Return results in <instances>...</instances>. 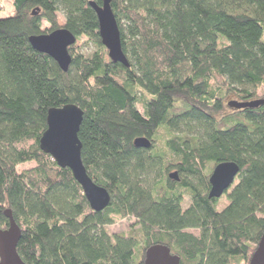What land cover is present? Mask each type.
<instances>
[{"label": "trees", "instance_id": "obj_1", "mask_svg": "<svg viewBox=\"0 0 264 264\" xmlns=\"http://www.w3.org/2000/svg\"><path fill=\"white\" fill-rule=\"evenodd\" d=\"M89 2L14 0L0 17V227L11 208L27 264H144L157 243L182 264L249 262L264 232V103L228 101L264 98V0H111L129 66L109 57ZM61 26L97 45L90 55L71 45L67 71L29 40ZM66 103L84 110L82 158L111 194L102 210L40 147L48 110ZM221 161L240 171L210 197ZM116 215L138 228L110 233Z\"/></svg>", "mask_w": 264, "mask_h": 264}, {"label": "water", "instance_id": "obj_2", "mask_svg": "<svg viewBox=\"0 0 264 264\" xmlns=\"http://www.w3.org/2000/svg\"><path fill=\"white\" fill-rule=\"evenodd\" d=\"M98 22L99 35L108 55L115 62L129 66V59L123 50L121 31L118 20L111 6V0L98 4L90 0ZM32 46L53 57L60 67L67 71L72 62L69 47L76 43V35L67 27L61 26L48 32L32 34L29 37ZM264 103V98L242 101L231 99L228 104L237 108L257 106ZM84 118V110L76 103H66L51 107L47 114V128L40 138V147L62 167H69L74 177L82 185L84 193L93 210L107 207L111 200L109 190L97 183L89 174L82 158V141L79 130ZM134 144L139 147H149L152 141L147 136H137ZM240 166L235 161L218 162L209 177L210 197H220L235 181ZM171 178L179 179L178 171L169 173ZM9 218L7 227H0V264H27L18 252L17 246L22 235V227L13 216L11 208L5 209ZM144 264H182L179 254L172 252L166 243L149 246L145 252ZM249 264H264V232L253 251Z\"/></svg>", "mask_w": 264, "mask_h": 264}, {"label": "rangeland", "instance_id": "obj_3", "mask_svg": "<svg viewBox=\"0 0 264 264\" xmlns=\"http://www.w3.org/2000/svg\"><path fill=\"white\" fill-rule=\"evenodd\" d=\"M13 1L14 0H0V17L10 15L14 12ZM58 14H59L58 21L61 24L64 21V16L62 13H58ZM49 27H50V23L46 20H43V28H49ZM263 40H264V35H263ZM75 45L77 47V50L81 51L85 55H90L97 49L96 43L92 39H90L88 36H84L78 39ZM258 94L264 95V85L260 89H258ZM230 98L231 97H229L228 99ZM228 99H225V103H227ZM138 107L141 110H143L142 105L138 104ZM227 110L228 109L225 108L223 112L226 113ZM160 135L163 136L162 133H160ZM161 140L162 138H160V141ZM33 164L34 162L21 163L19 164L18 168L20 170H23L27 167L32 166ZM214 165L212 167H214ZM171 171H174V169H172ZM190 201H191L190 196L188 194H185V199L183 202L184 207H186L190 203ZM226 202H227V198L225 195H223L220 198V205H223ZM135 228H138V224H137L136 219L132 216L122 217V216L116 215L115 221L112 224L107 225V229L110 233H129ZM190 230L195 233H198V229L191 228ZM242 264H249V262H243Z\"/></svg>", "mask_w": 264, "mask_h": 264}]
</instances>
